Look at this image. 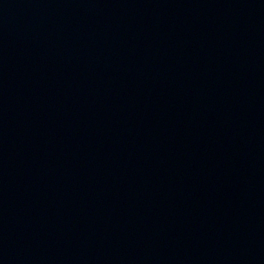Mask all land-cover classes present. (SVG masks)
<instances>
[{"label": "water", "instance_id": "95a60500", "mask_svg": "<svg viewBox=\"0 0 264 264\" xmlns=\"http://www.w3.org/2000/svg\"><path fill=\"white\" fill-rule=\"evenodd\" d=\"M0 264H264V0H0Z\"/></svg>", "mask_w": 264, "mask_h": 264}]
</instances>
